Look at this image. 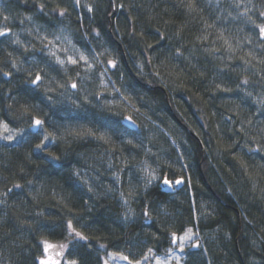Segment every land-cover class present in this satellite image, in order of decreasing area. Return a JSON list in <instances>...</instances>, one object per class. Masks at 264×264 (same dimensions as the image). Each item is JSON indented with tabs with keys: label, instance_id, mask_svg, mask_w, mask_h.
<instances>
[{
	"label": "trees",
	"instance_id": "1",
	"mask_svg": "<svg viewBox=\"0 0 264 264\" xmlns=\"http://www.w3.org/2000/svg\"><path fill=\"white\" fill-rule=\"evenodd\" d=\"M61 9L78 41L110 51V74L133 98L141 125L164 132L137 140L138 125L93 100L100 82L85 88L89 102L77 103L31 85L37 73L41 82L50 74L58 84L76 80L58 66L27 63L41 57L30 23L53 27ZM261 12L264 0H0V27L10 29L0 37V119L24 130L0 140V264H40L43 241L66 245L64 259L76 264H103L111 251L139 259L148 248L164 252L172 232L195 224L207 252L185 264H264V153L248 151L264 145ZM34 117L52 134L43 152L29 127ZM168 133L194 165L192 186L174 191L146 187L132 169L147 157L174 156ZM68 221L87 240L69 235Z\"/></svg>",
	"mask_w": 264,
	"mask_h": 264
},
{
	"label": "rangeland",
	"instance_id": "2",
	"mask_svg": "<svg viewBox=\"0 0 264 264\" xmlns=\"http://www.w3.org/2000/svg\"><path fill=\"white\" fill-rule=\"evenodd\" d=\"M81 4H86V0H81ZM80 4V5H81ZM66 16H64L60 22H58L53 27H47L45 25H39L35 21H31V29L28 31L33 35L39 45V51L41 52V57H29V60L27 63H32L35 65H38L39 67L43 69H50V67L58 66L67 76L69 75L71 78L74 77L76 80L71 81L66 84H58L57 79L52 77L50 74L47 78H44L43 81L37 86V88L41 89L45 92V94L52 93L56 95L58 100L62 102H79V98L83 97L85 98L86 102H89L88 98L91 99V96H87L85 94L86 89L90 85H97L98 82H100L101 89L99 90V93L95 97H93L94 101H97L99 105H104L110 108L115 109L117 113L120 114V118L122 121H125V117H131L135 122H137V129L135 134V138L137 140H140L144 137L145 133L149 134H158L159 132L163 131V126H156L155 124L149 125L148 122L146 125H141L139 121V117L136 115L139 113V109L136 106L133 98L128 94V91L124 89L120 84L116 83L110 74L109 71V60H114L110 54V51L107 49H96L94 45L92 44L91 47H86L82 41H78L79 39L74 37V34L72 32L71 25L67 21V19H64ZM5 27H0V30H4ZM18 32L26 33L27 28L25 26H20ZM16 34V33H15ZM7 38H13V35L7 37ZM102 45V44H101ZM42 47H45L42 49ZM42 49V51H41ZM31 52V51H30ZM83 54L85 57H87L88 63L86 64L84 61L80 60V56ZM106 55L108 58L106 61H104L103 56ZM72 57L73 59H76L78 61L77 64L73 65L68 61V58ZM57 58L60 60L65 61L64 65L61 66L56 63ZM91 65V67H89ZM51 77V80H50ZM51 82V83H50ZM75 83L77 85L76 88L73 89V91H77L76 93L73 92L69 85ZM51 87V88H50ZM119 90V91H117ZM44 94V95H45ZM100 105V106H101ZM145 115V114H141ZM140 116V114H139ZM40 117V116H39ZM42 119V117H41ZM147 120V118H146ZM148 121V120H147ZM150 121V119H149ZM11 128V127H10ZM40 130V129H39ZM167 132V131H166ZM41 136L43 133V129L40 130ZM171 138L174 140V136L171 133H168ZM149 137H151L149 135ZM4 140V139H0ZM174 145L176 147V153L174 156L164 154V158L162 156L160 157L155 156L153 159L151 157H147L144 163H141L140 165H133L132 169H134L135 172H137L138 178L141 181H144V183H147V180L149 179V173H154L155 175H161L169 173L174 174L175 172L183 173L184 176H180L184 178V184H187L189 186L192 182V176H193V170L194 165L192 162L189 161V156L184 152L182 148L181 142L174 140ZM154 153V152H153ZM152 153L150 154V156ZM133 171V170H132ZM176 178H170V179H177ZM158 183V182H153ZM177 189V188H175ZM125 204H127L124 201ZM129 208V206H127ZM130 216H131V212ZM133 218V217H131ZM198 220V219H197ZM187 228H192L193 232L199 233V248H191L186 246L184 249V252L181 253L179 251V248L176 245H170L164 252H156L153 249V253H148V251L139 259H131L133 261V264H135L136 260H142L145 255H148L149 259L143 264H156V258H159L160 260L168 259V264H177V261L174 256H172V253L169 252V249L171 248L172 251L175 253V255L180 256L179 264H185V260L188 255H193L194 252H200V253H206L207 252V245L204 242V239L202 238L197 225L188 226ZM186 228V229H187ZM185 229V230H186ZM184 231L179 234L183 235ZM59 245V244H58ZM57 245V246H58ZM60 251V250H59ZM64 251L65 248L62 251V254L60 256H57L56 249L52 248L48 250L47 259L51 257L53 259L54 257L57 258L59 261V264H72L71 260L64 259ZM109 253H123L121 251H111ZM105 260H109V254L106 257ZM111 264H128L127 261L119 259L117 257L115 260H110Z\"/></svg>",
	"mask_w": 264,
	"mask_h": 264
},
{
	"label": "snow or ice",
	"instance_id": "3",
	"mask_svg": "<svg viewBox=\"0 0 264 264\" xmlns=\"http://www.w3.org/2000/svg\"><path fill=\"white\" fill-rule=\"evenodd\" d=\"M75 2V6H80L81 4V0H74ZM240 5L237 4V7H239ZM85 7L87 8L88 12H92L93 8L91 5H85ZM118 7L123 8L124 5L120 4L118 5ZM44 5L41 4L39 6L40 11H43ZM189 8H194V4L193 3H189ZM248 9L245 8V13H247ZM66 12V9H61L59 15L64 16ZM261 16H264V12L260 13ZM29 19L31 17H28ZM5 20L8 19L7 16L4 17ZM249 20H251V17L248 18ZM257 27L259 28V36L261 38V40H264V25H257ZM10 32V29L5 28L4 30H0V37L6 36L8 35ZM99 34V33H97ZM140 36L143 37V33H140ZM18 42V41H16ZM224 43L228 46L229 50H231V45L228 43L227 40L224 41ZM264 46V45H262ZM148 47H152L151 44L148 45ZM249 56H251L252 54L249 53ZM243 59V58H241ZM80 60L84 61L86 64L88 63L87 57H85L83 54H81L80 56ZM68 61L75 65L78 63V61L76 59H73L72 57L68 58ZM56 63L63 66L65 61L60 60L59 58H57ZM245 63H247V61H245ZM108 64L115 68L117 66V62L115 60H109ZM13 68L16 67L15 63H13L12 65ZM89 67H91V65H89ZM3 75L5 77H11L12 73L11 72H4ZM41 81V76L39 73H37L35 75V78L31 80V84L35 85V86H39V83ZM244 84H247L248 81L247 79H245L243 81ZM73 88H76L77 85L75 83H73L71 85ZM119 91V90H117ZM248 95H251V93H248ZM9 108H11V105H9ZM25 111H27V109H25ZM126 120H128L129 122H131L133 124V126H135V121H132L131 117H125ZM29 127L33 128V129H43V133H42V139L39 140V143L35 144V149L37 151L43 152L47 149V143L46 141H49V138L51 137V133H48L46 129H44V121L41 119H37V118H33V122L31 125H29ZM89 135H91V132L88 133ZM119 134V133H117ZM17 135L23 136L24 135V130L23 129H15V128H10L9 126V122H7L4 119H0V139H4L7 141H12L16 138ZM32 135L37 136L38 138L41 136V133L39 131L33 132ZM100 139L105 140V142H109L111 140V137H105V136H101L99 137ZM127 143L132 144L133 141L131 139L127 140ZM248 151L250 153H264V145H257L255 148L249 147ZM48 155L51 157V159L53 161L59 160L60 158L58 156H55L53 153L49 152ZM175 175V174H173ZM153 182H158L159 186L161 187V189L167 188L169 190H175L176 186L182 185L184 183V178L180 177L177 179H170L169 176L167 174H161V175H155L154 173H149V179L147 180L146 183V187L150 186L153 184ZM14 187L16 188H20L22 187L21 185L17 184ZM9 191H11V189H9ZM5 195H7V193H5ZM127 203V201H125ZM0 203H2V201H0ZM145 217H149V213L147 211L144 212ZM150 218V217H149ZM68 229L70 230L69 235H72V233H75L76 237H79L81 240H87V237L83 236L80 232H77L75 230V228H73L72 222L68 221ZM199 233L198 232H193L192 228H187L186 230H184L183 235H178L176 232H172L171 233V238H170V243L172 245H176L179 248V251L181 253L184 252V249L186 246L191 247V248H199L200 244H199ZM44 244V252L47 253L49 249L52 248H58L60 251L57 252V255L60 254V252L63 251V249L66 247V245H52L50 243H48L47 241H43ZM101 247L103 248L104 245H101ZM169 252L172 253V256L175 257L177 264H179L180 261V256L175 255V253L172 251V249H169ZM148 253H153V249L152 248H148ZM117 257H119V259L121 260H125L128 262V264H133V261L129 259V257L127 255H124L123 253H109V260H104L103 264H110V260H115ZM149 259L148 255H145L143 257V261L142 260H136L135 264H143V262L147 261ZM40 264H59L58 260H53L51 259V257H49L48 259H42L40 260ZM72 264H76L75 261H72ZM156 264H168V259L165 260H160L159 258H156Z\"/></svg>",
	"mask_w": 264,
	"mask_h": 264
},
{
	"label": "water",
	"instance_id": "4",
	"mask_svg": "<svg viewBox=\"0 0 264 264\" xmlns=\"http://www.w3.org/2000/svg\"><path fill=\"white\" fill-rule=\"evenodd\" d=\"M41 76V75H40ZM42 79V78H41ZM41 82V81H40ZM32 85V84H31ZM32 86H35V85H32ZM34 118H37V119H41V118H38V117H34ZM41 120H43V119H41ZM132 121H134L133 119H132ZM125 124H126V126H128L129 128H131V129H135L136 127H137V124H136V122H135V126H133V124L131 123V122H129L128 120H125ZM34 132H36V131H38L39 129H33V128H31ZM164 190H166V191H170L169 189H167V188H164ZM56 249V251L58 252L59 251V249L58 248H55ZM57 252H56V254H57ZM62 254V252H60V254L59 255H57V256H60ZM47 255H48V252H47ZM47 259V258H46ZM53 260H57V258H53ZM111 264V263H110Z\"/></svg>",
	"mask_w": 264,
	"mask_h": 264
}]
</instances>
